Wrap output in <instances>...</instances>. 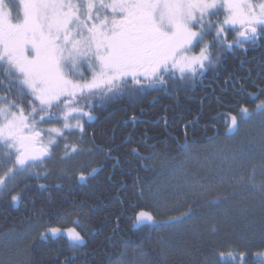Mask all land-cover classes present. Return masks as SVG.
Returning <instances> with one entry per match:
<instances>
[{
  "label": "trees",
  "instance_id": "obj_1",
  "mask_svg": "<svg viewBox=\"0 0 264 264\" xmlns=\"http://www.w3.org/2000/svg\"><path fill=\"white\" fill-rule=\"evenodd\" d=\"M212 54L220 62L188 87L169 84L164 91L145 84L133 95L141 86L130 83L102 105L94 103V119H82L86 144L78 169L24 178L0 198V239L9 232H25L32 224L39 229L18 247H0V264H61L68 258L71 264H116L120 253L125 264H204L206 259L215 264L220 251H243L246 264H260L264 256L254 254L264 252V202L248 187L220 186L205 200L193 202L194 215L181 225L154 230L134 225L139 210L155 217L158 211L145 190L158 176L154 159L175 158L185 143L198 148L224 136L229 115L237 114L241 105L251 111L264 100V95H248L264 89V41L246 52L213 47ZM0 95H6L4 86ZM27 104L25 99L26 112ZM97 168L98 173L89 175ZM81 175L86 177L83 182ZM17 193L22 200L14 205L11 196ZM216 199L221 203H210ZM175 212L176 217L182 214ZM61 217H69L58 226L65 234L53 238L46 227ZM68 228L85 241L75 252L69 248ZM43 231L47 240L40 238ZM235 264H241L238 255Z\"/></svg>",
  "mask_w": 264,
  "mask_h": 264
},
{
  "label": "snow or ice",
  "instance_id": "obj_2",
  "mask_svg": "<svg viewBox=\"0 0 264 264\" xmlns=\"http://www.w3.org/2000/svg\"><path fill=\"white\" fill-rule=\"evenodd\" d=\"M231 33L234 35L229 40ZM260 41H264V0H18V4L0 0V86L6 92L0 95V165L11 164L0 176V198L12 191L8 185L17 177L31 174L32 169L53 159L57 138L65 136L63 129L84 132L80 119H94L80 106L85 96L110 99L130 83L141 86L133 89V95L143 91L145 84L151 88L159 85L164 91L169 84L188 87L220 62V56L212 54L213 47L225 52L241 48L246 52ZM200 45L199 55H187ZM88 72L91 79L87 78ZM237 91L242 92L243 86ZM248 95L259 99L264 89ZM25 99L31 106L28 112ZM86 106L92 107L87 102ZM256 117L261 118L264 131V100L252 111L241 105L237 114L229 115L225 119L226 138L235 136L241 124ZM61 118L63 129L51 127L45 131L40 127V122L58 124ZM73 119L75 124L71 123ZM261 139L264 141V136ZM182 147L190 156L187 143ZM78 151L73 146V155H69L66 145L62 162L73 159ZM244 155L243 149L236 152L227 145L213 152V158L229 163V167L242 163ZM97 171L92 169L89 175ZM255 171L253 165L247 177H234L235 186L248 187L264 202V180L257 183ZM41 174L37 172V178ZM79 179L83 182L86 177L81 175ZM16 186L13 183V188ZM200 187L204 191L194 189L197 196L205 195L212 185ZM11 200L17 205L22 195H12ZM210 203L218 205L221 201ZM224 214L227 216L228 209ZM193 215L190 207L180 216L158 222L152 213L141 209L136 212L134 225L150 230L172 228ZM47 231L53 238L65 234L58 227H48ZM66 235L73 252L85 244L74 228H68ZM40 238L49 237L41 232ZM237 255L241 264H246L247 254L243 251H220L215 264H235ZM254 255L264 256V252ZM123 257L124 253H120L116 264H125ZM61 264H71V259ZM204 264L210 262L206 259Z\"/></svg>",
  "mask_w": 264,
  "mask_h": 264
},
{
  "label": "rangeland",
  "instance_id": "obj_3",
  "mask_svg": "<svg viewBox=\"0 0 264 264\" xmlns=\"http://www.w3.org/2000/svg\"><path fill=\"white\" fill-rule=\"evenodd\" d=\"M11 2L18 4V0H11ZM253 2L258 3L259 0H253ZM15 11L16 9L14 8L13 14H15ZM220 18H222V16L219 17V19ZM232 35H234V33H232ZM199 53L200 52H196L193 48L192 51L187 53V55L195 56L199 55ZM86 67L87 66L85 65V68ZM87 78L91 79L90 72L87 73ZM141 79H143V77H141ZM9 99H12V96L11 98L9 96ZM105 101H109V98H105L102 95L94 97L85 96L80 101V106L83 107L85 112H92L94 103L102 105ZM86 102L90 103L92 107L86 106ZM63 108L64 106L61 104L60 109L62 110ZM30 110L31 106L29 105V111ZM77 115L80 114L73 113V116ZM83 117L89 119L87 116ZM36 118L37 121H39V115H37ZM82 119H80L81 124ZM71 123L75 124L76 120L73 119ZM40 127L45 131L51 127L63 129V119L61 118L60 123L58 124L40 122ZM63 131L65 132V136L57 138L58 146L53 153V159L48 160L39 168L32 169L33 174L36 175L37 172H41V176H45L44 173L52 175L78 169L81 164L80 157L84 154L86 143L83 141L79 129H63ZM70 133L75 134L73 135ZM262 136H264V131H262L261 118L256 117L254 120H250L246 124H241L239 132L231 138H226L225 134L224 136L214 138L202 147L194 148L188 146L190 156H186V150L183 149L178 157H161L154 159V163L158 169V176L145 187V190L147 191L151 202L156 205L155 207L158 210L155 212L157 221L159 219H162V221L167 220L170 216L176 217V209L181 210L182 213L188 212L193 202L201 199L205 200L206 196L213 194V192L219 189L222 185H226L232 190L247 188L243 185L236 187L233 178L239 176L247 177L252 173L253 165H255L256 168V182L259 183L261 180H264V169L261 168V165L264 164V147H262L264 141L261 139ZM45 139L47 138L45 137ZM66 145L69 155H73V146H76L79 151L74 155L73 159L62 162V158L65 157ZM225 145L236 152H239L241 149L245 151V155L242 157V163H233L232 166L229 167V163L222 162L220 158H213L214 150L219 147H224ZM8 167H11V164L0 165V176H3L4 173L7 172ZM23 177H17L16 181L10 183L8 187L12 188L13 183H17ZM221 177H226V179L221 180ZM5 179H7V177H5ZM201 185H212V188L205 195L197 196L194 189L203 192L204 189L200 187ZM68 218H66V220L58 221L55 223V226L58 227L67 224ZM39 227L42 228L43 226L40 225ZM48 227L50 226H47L46 228ZM35 228L36 227L32 224L25 229V232H9L0 239V247H4L5 249H9V247L15 248V246L18 247L20 243L27 241ZM38 230L36 231L35 229L36 232H38Z\"/></svg>",
  "mask_w": 264,
  "mask_h": 264
},
{
  "label": "flooded vegetation",
  "instance_id": "obj_4",
  "mask_svg": "<svg viewBox=\"0 0 264 264\" xmlns=\"http://www.w3.org/2000/svg\"><path fill=\"white\" fill-rule=\"evenodd\" d=\"M133 145H135V146H138V143H135V144H133ZM121 146H125V144H122ZM35 174H33L32 172H31V174H28V175H26V176H24L23 178H21V180L22 179H24V178H28V177H31V176H34ZM42 177H45V176H42ZM12 189V188H11ZM9 192H6L3 196H5L6 194H8ZM52 214H53V211H51L50 212V217H52ZM62 219V217L61 218H59L57 221H56V223L58 222V221H60ZM51 223H49V226L50 227H56L55 226V223H53V222H55L54 221V219L52 220V221H50ZM5 234V233H4Z\"/></svg>",
  "mask_w": 264,
  "mask_h": 264
},
{
  "label": "water",
  "instance_id": "obj_5",
  "mask_svg": "<svg viewBox=\"0 0 264 264\" xmlns=\"http://www.w3.org/2000/svg\"><path fill=\"white\" fill-rule=\"evenodd\" d=\"M97 169H98V171H97L96 173H98V172L100 171L101 168H97ZM96 173H95V174H96ZM95 174H94V175H95ZM91 176H93V175H91Z\"/></svg>",
  "mask_w": 264,
  "mask_h": 264
}]
</instances>
